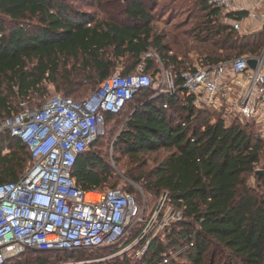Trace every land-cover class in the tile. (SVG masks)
<instances>
[{
	"label": "trees",
	"instance_id": "obj_1",
	"mask_svg": "<svg viewBox=\"0 0 264 264\" xmlns=\"http://www.w3.org/2000/svg\"><path fill=\"white\" fill-rule=\"evenodd\" d=\"M197 3L203 19L189 30L176 27L171 40L179 50L174 52L164 44L166 36L154 32L153 10L146 0H122L125 19H97L65 0H0V119L19 113L22 102L32 106L35 99L52 97L49 85L69 97L78 90L75 80L87 71L97 82L105 80L116 60L126 55L133 64L122 74L134 73L143 62L150 72L155 67L147 55L152 47L162 54L159 62L175 72L179 86L181 73L196 67L182 59L191 51L198 54L199 65H209L261 50L264 31H236L218 8L206 0ZM191 34L192 45L186 39ZM153 95L151 89L142 90L126 105L134 104L114 145L132 158L167 152L148 188L167 193L183 218L143 256L123 254L120 264H264V177L257 187L250 182L264 148L255 124L236 120L226 127L218 113L195 108L181 92L151 99ZM121 113H108L106 121ZM100 138L74 167L73 176L86 190L108 189L110 167L92 150ZM31 164L30 151L20 139L9 133L0 138V183L17 181ZM104 249L118 251L99 250ZM87 251L61 252L72 258ZM34 252L35 264H50L49 251ZM102 258L97 264L112 263L107 261L112 256Z\"/></svg>",
	"mask_w": 264,
	"mask_h": 264
},
{
	"label": "built area",
	"instance_id": "obj_2",
	"mask_svg": "<svg viewBox=\"0 0 264 264\" xmlns=\"http://www.w3.org/2000/svg\"><path fill=\"white\" fill-rule=\"evenodd\" d=\"M206 1L236 31L254 34L244 31L246 19L264 31V0ZM145 68L143 62L132 74L109 76L84 99L54 95L39 105L22 102L19 113L0 119V138L7 133L17 137L32 158L17 181L0 183V264L30 249L117 247L115 255L137 249L141 257L164 237V207L172 211V219L182 220L167 193L148 209L142 189V196L117 187L86 190L73 176L78 157L103 134L106 115L121 113L142 90L153 88L151 99L181 92L195 108L218 113L226 127L236 120L255 124L264 141V44L257 53L183 71L181 86L170 67L164 65L158 84Z\"/></svg>",
	"mask_w": 264,
	"mask_h": 264
},
{
	"label": "rangeland",
	"instance_id": "obj_3",
	"mask_svg": "<svg viewBox=\"0 0 264 264\" xmlns=\"http://www.w3.org/2000/svg\"><path fill=\"white\" fill-rule=\"evenodd\" d=\"M73 7L87 13H92L97 19H105L106 17L116 16L120 19H125L124 15L120 12L123 8L122 0H65ZM125 1V0H124ZM146 3L152 8L154 15L153 28L157 34H164V44L169 45L174 51L177 52L179 49L174 45L171 40V36L176 30V27L182 30H189L197 22L203 19V12L199 8L197 0H146ZM123 16V18H122ZM192 35V34H191ZM191 37H186L190 44H194L195 41ZM149 55L154 61L155 67L149 72L154 77V81L158 84L161 79V72L164 65L159 62L158 57L162 55L156 48L152 47L149 50ZM185 61L187 66H191V63L195 66H199L198 54L195 51H191L185 55ZM201 63V62H200ZM73 61H70L69 67H73ZM133 64V58L126 55L116 60V67L113 69L111 75L123 73L127 68ZM160 69V71L158 70ZM158 70V71H157ZM97 76V75H96ZM90 77V78H89ZM77 81V92L69 96L76 100H81L88 97L90 94L95 92L101 82H97V78H94V73L87 71L84 76L76 79ZM50 96L62 95L67 96L63 92L56 91L54 86L49 85ZM154 91L153 88H151ZM47 100V99H46ZM46 100L35 99L32 106L43 104ZM134 104L129 105L120 114L115 116L110 121H106L103 134L99 137L100 140L97 145L92 149L98 151L104 160L107 161L110 167L111 177L106 183V188L117 187L121 189H132L135 193L140 195V189L143 190L147 196L148 209H151L155 202L160 198L162 193H156L148 188V182L154 179L153 173L156 167L163 161L167 152L164 149L157 151H149L146 153H139L137 156L132 158L122 149H119L114 145V141L118 134L124 128L125 122L128 115L132 111ZM2 119V118H1ZM257 128V127H256ZM249 132L252 131L251 127L247 129ZM253 132V131H252ZM257 132V131H256ZM260 134V133H259ZM261 135V134H260ZM264 177V148L261 154L260 163L257 165L256 173L250 176V182L253 186L257 187L260 185L261 179ZM139 180V181H136ZM142 196V195H140ZM172 211L164 207V220L168 223L164 231V237L166 232L173 223L178 222L172 219ZM178 220V219H177ZM164 221V222H165ZM175 221V222H174ZM166 233V234H165ZM34 249L25 250L22 254L17 257L10 258L8 264H32L36 262L37 255ZM137 249L128 254L134 253L136 256ZM112 254V255H111ZM110 258L107 261L112 262L111 264H120L122 261L121 255L113 254L111 249L104 250H90L84 252L81 256L70 258V254L61 251H49L46 257L49 259L50 264H97L96 261L101 257ZM83 257L84 259H77ZM66 258L67 260H61ZM136 258H139L136 256Z\"/></svg>",
	"mask_w": 264,
	"mask_h": 264
},
{
	"label": "crops",
	"instance_id": "obj_4",
	"mask_svg": "<svg viewBox=\"0 0 264 264\" xmlns=\"http://www.w3.org/2000/svg\"><path fill=\"white\" fill-rule=\"evenodd\" d=\"M243 29L245 32L247 31H253L254 33H259L261 32V26H259L257 23L246 19L243 23Z\"/></svg>",
	"mask_w": 264,
	"mask_h": 264
},
{
	"label": "water",
	"instance_id": "obj_5",
	"mask_svg": "<svg viewBox=\"0 0 264 264\" xmlns=\"http://www.w3.org/2000/svg\"><path fill=\"white\" fill-rule=\"evenodd\" d=\"M249 64H250L252 67H255V61L250 60V61H249Z\"/></svg>",
	"mask_w": 264,
	"mask_h": 264
}]
</instances>
